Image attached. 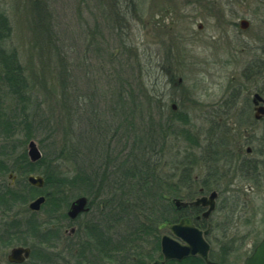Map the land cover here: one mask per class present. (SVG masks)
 Masks as SVG:
<instances>
[{
    "label": "rangeland",
    "instance_id": "374dc122",
    "mask_svg": "<svg viewBox=\"0 0 264 264\" xmlns=\"http://www.w3.org/2000/svg\"><path fill=\"white\" fill-rule=\"evenodd\" d=\"M35 1L0 0V12L10 27L9 39L4 45L7 51H16L31 95L24 108L33 118L32 138L26 141L24 150L27 152L28 142L34 141L45 158L42 168L49 170L57 166L58 173L69 176L80 171L92 174L102 169L107 160L129 149L133 137L129 130L145 131L149 128V121L152 129L155 128L157 142H154L152 161L155 160L163 177L185 165L193 173L203 172L198 160L200 156L204 160L210 159L203 155L208 149L212 152L213 143L209 140L215 139L211 136L208 139V136L220 130L216 125L226 127L227 131H223L227 137L220 130L224 137L222 143L232 145L229 143L232 141V118L203 116L200 112L203 104H210L229 91L232 79L247 64H252L254 57V60L260 58L261 47L264 48V0H132L122 8L119 5L118 25L106 16V0H39L44 2L49 16L44 25L48 23L57 41L56 48L52 40L51 50L54 52L47 54L40 50L43 37L39 35L41 24H37ZM241 21L247 22L246 29L240 28ZM56 49L63 64H53ZM120 87L134 90L133 126L129 124L131 111L127 94L121 95L123 109L119 108L120 103L116 105V91ZM0 104L7 111L15 105L3 97ZM171 105H175V111ZM147 115L150 119L145 118ZM175 115L181 116L175 118ZM120 121L122 125L118 130ZM159 128L166 131L160 135ZM182 129L190 132L191 140L181 136L179 131ZM19 131L17 137L21 139L19 136H23L26 130ZM20 150L21 147L13 152ZM189 155H192L190 163ZM10 160L6 158V163ZM222 161L218 157L216 164L220 168L224 165ZM222 169L217 172L225 170L229 173L228 169ZM32 174L43 176L38 172ZM172 179L175 182V176ZM3 180L16 187L23 182L11 172L3 176ZM159 188L163 189L161 185ZM253 188L249 192L242 189L224 196L223 204L219 200L217 213H227L229 217L225 220L231 222L220 219L226 226L246 231L261 220L264 190ZM98 193L100 201L107 204L106 198L111 194L108 185L102 183V191ZM77 194L55 212L53 221H47L43 204L37 212L28 209V203L44 194L37 193L29 198L26 206L17 207L12 215L28 219L29 212L35 213V219L51 226L54 235L42 238L27 231L23 233L26 228H22L19 230L22 236L11 237L17 242L11 246L7 237H2L0 260L18 245L33 247L39 258L45 259V264H73L83 250L90 247L83 230L95 218L94 213H89L81 216L75 224L68 223L66 214L70 203L78 197H86L83 193ZM171 202L175 206L184 203L179 198ZM223 205L243 207L242 217L230 216ZM113 215L110 209H106L98 220L105 222ZM214 217L218 220L217 214ZM7 219L10 215L0 211V234H5ZM120 225L121 235L133 228L119 222L111 226L117 234ZM60 227L59 236L63 237L56 241L55 233ZM72 227L76 230L73 237L62 235L64 230ZM66 244L69 249L63 250ZM130 246L123 251L128 260L143 251L141 246L143 249L147 247L138 243ZM63 251H67V255L63 254L59 259ZM89 253L94 254L91 250ZM121 255V251L113 253L114 260L109 264H117Z\"/></svg>",
    "mask_w": 264,
    "mask_h": 264
},
{
    "label": "flooded vegetation",
    "instance_id": "af4514ba",
    "mask_svg": "<svg viewBox=\"0 0 264 264\" xmlns=\"http://www.w3.org/2000/svg\"><path fill=\"white\" fill-rule=\"evenodd\" d=\"M260 58L252 59V64H247L240 73L232 79L229 91L221 98L210 104H203L201 114L203 116H225L231 117L230 138L232 145H224L220 132L225 130V126L216 125L220 130L210 133L208 139L213 137L215 140H209L213 143L212 152L208 149L203 157L210 158L204 160L200 156V168L203 172H174L169 176L163 177L156 172L155 187L157 193L168 197V206H158L163 213H166L164 220L150 225L146 233L140 239H132L128 235L117 234L114 229L110 230L109 221L102 222L98 220L106 212L102 205H96L98 199L87 200L85 211L79 213L74 218L68 217V223L75 222L83 215L94 213L95 218L84 227L83 234L87 237L90 247L83 250L79 258L74 260L73 264H109L114 258L113 253H122L117 261L119 264H245L246 260L253 254L255 248L264 239V214L257 225H253L248 230L243 231L239 227L226 226L225 223H231L225 219L229 217L226 213L218 214V202L222 203L224 196L244 190L252 191L254 188L264 190V48L261 47ZM180 81V80H179ZM173 111L175 105H171ZM224 132L227 137L226 132ZM207 137V136H206ZM205 137V138H206ZM222 144L223 146H219ZM218 145V146H217ZM223 147V150H222ZM221 148V150H220ZM201 155V153H200ZM192 157V155H189ZM218 157L222 158L223 167H218L216 162ZM195 158V157H194ZM196 159L194 160V163ZM203 166V167H202ZM222 168L228 169L223 172H217ZM223 170V169H222ZM221 170V171H222ZM232 175V178H228ZM175 176V182L172 179ZM174 178V177H173ZM96 185V183L94 184ZM161 185V188H159ZM98 187V186H97ZM102 191V188H95ZM94 189V190H95ZM264 193V191L262 192ZM180 195V196H179ZM183 196V197H181ZM198 197L199 199H196ZM179 198L184 202L175 206L171 200ZM222 206H220L221 208ZM226 211L233 217H242L240 207L236 205H223ZM166 209V210H165ZM218 215V220L215 219ZM66 216H68L66 214ZM121 217V215H120ZM222 218L224 222L221 221ZM221 219V220H220ZM181 220H187V227L179 229L176 234L169 229L172 225H177ZM220 220V221H219ZM121 224V220H120ZM165 224L164 227H160ZM231 229V230H230ZM61 227L58 233H55L56 241L63 236L60 235ZM75 227L68 231L64 230L62 235L73 237ZM70 234V235H69ZM72 235V236H71ZM178 235H185L186 239ZM118 236V237H117ZM167 237L175 245L187 247L192 245L194 253H188L181 257H166L162 253L161 240ZM115 238H118L115 242ZM62 240V239H61ZM171 242V243H172ZM133 243L147 245L138 255L127 259L123 251ZM18 246V245H17ZM14 246V247H17ZM12 247V248H14ZM30 249L29 257L22 262H9L6 254L0 264H29L33 247L23 246ZM139 247V246H138ZM11 248V249H12ZM69 249L68 244L63 250ZM138 249V248H137ZM93 251L91 255L89 251ZM116 250V251H115ZM67 255V251L59 254ZM129 256V255H128ZM117 263V264H118Z\"/></svg>",
    "mask_w": 264,
    "mask_h": 264
},
{
    "label": "trees",
    "instance_id": "16d2710c",
    "mask_svg": "<svg viewBox=\"0 0 264 264\" xmlns=\"http://www.w3.org/2000/svg\"><path fill=\"white\" fill-rule=\"evenodd\" d=\"M128 2L131 4L133 1L106 0L108 12L106 16L111 19V22L115 23L114 25H118L120 20L119 5L122 8ZM34 9L37 10V24H41L39 35L43 37L39 44L41 45L40 50H45L44 53L46 54L52 53L54 51L51 50L53 49L51 42L54 40V46L57 48V41L55 35L51 34L48 23L44 25V21L46 22V19L49 17L44 2L36 0L34 2ZM9 35L10 27L8 26L7 19L0 12V98L3 97L15 103L13 109L11 108L8 111L7 109L4 110L0 104V141L2 142L0 144V211L10 215V219H7L8 225L6 226L5 234L1 233L0 238L7 237L6 240H9L11 246L17 243L12 238L22 236V232L20 233L19 231L22 228H26L23 233L27 231L30 235H39L42 238H46L47 235H54L52 229H50L51 226H47L46 222L41 223V226L37 221L38 219H35L37 217L35 213L29 212L28 219L12 215L16 212L17 207L26 206L29 198L37 193L44 194L45 196L43 210H45L47 215V221H53L55 219L53 218L55 212L60 207L66 206L74 194L83 193L89 201V205L91 204L90 199H98L96 205H103L104 208L110 209L114 213L112 218L108 220L110 230L112 229V225L118 224L121 220L123 225L125 224L131 228L133 226L126 235L130 238L132 237V239L142 238L150 225L165 219L166 213L164 214L159 207H167L169 203V198L161 195L159 192L157 193L155 187V175L158 165L155 163V160L152 161V157L155 152L154 142H157L154 139L155 128H153L154 130L152 129V122L149 121V128L145 131L141 129L129 130L133 135L130 139L131 145L129 149L125 150L123 154L119 152L118 156L116 155L112 160H107V165L103 163L104 167L101 166L102 169H97L92 174L79 170L80 172L74 176L64 175L58 173L57 166H53L47 170L42 168L45 164L44 157H41L37 162H30L24 150V144L32 138L30 130L32 129L31 123L33 118L26 112L24 107L31 95L29 94L27 81L21 64L18 61L16 51H7L4 45V41L9 39ZM35 42L37 43L36 40ZM55 52L56 57L53 58V64H63L61 63L63 58H61V55L59 56L57 49ZM62 57L64 56L62 55ZM64 77L62 78L63 83L65 81ZM133 91L132 88L127 91L121 89V87L116 91V105L118 106L120 103V109L124 107L121 95L127 94V97L130 98L128 102L130 103L131 118L129 119L131 120L129 124L131 126L135 124L133 121L134 115L132 114L134 113V108H136ZM171 115L173 116V113ZM179 116L181 115L175 118ZM146 117L148 118L149 115ZM145 123L148 124L147 122ZM121 125L122 122L120 121L118 130L121 129ZM20 129H25L26 133L23 136H19L21 139H18L17 135ZM159 129L160 135L166 131L161 128ZM139 133L141 136H138ZM179 133H181V136L184 135L183 137L187 140H191L192 138L189 131L182 129ZM19 147H21V150L18 153L13 152L17 151ZM6 158H11L9 163H6ZM190 161H192L191 156L188 157V162L190 163ZM9 172L14 173L18 178L23 180L18 187L16 185H8L3 180V176ZM35 172L42 174L44 178V186L40 190L33 188L24 181L27 175ZM177 172L187 173L189 170L185 165L179 171L177 170ZM98 176L101 177L98 178ZM95 183L97 184L94 185ZM102 183L107 184L108 188L111 189V194L106 198L107 204H103L100 201L99 190L95 189L102 188ZM39 257L33 249L31 262L33 260L34 262L32 264H45V259L42 260Z\"/></svg>",
    "mask_w": 264,
    "mask_h": 264
},
{
    "label": "water",
    "instance_id": "95a60500",
    "mask_svg": "<svg viewBox=\"0 0 264 264\" xmlns=\"http://www.w3.org/2000/svg\"><path fill=\"white\" fill-rule=\"evenodd\" d=\"M241 29H246L247 22L241 21L239 23ZM26 155L30 162H37L41 159L42 155L38 150L34 141L30 140L27 144V152ZM27 183L30 186H35L38 189H41L44 186V178L40 175H28L26 178ZM45 197L39 196L35 200L28 203V209L33 212H37L40 209V206L44 204ZM87 204V200L85 197H78L74 201H72L69 205L67 215L69 218H74L79 213L85 211V207ZM187 220H181L179 224L172 225L169 227L175 234L179 229H183L187 227ZM165 224H162L160 227H164ZM184 230V229H183ZM182 237V239H186L185 235H178ZM172 241H170L167 237H163L161 240V248L162 253L166 257H181L182 255H186L188 253H194L192 249V245L188 244L187 247H181L175 245ZM30 254V249L27 247H14L9 251V255L7 257L9 262H22L27 259ZM245 264H264V239L259 243V245L255 248L253 254L246 260Z\"/></svg>",
    "mask_w": 264,
    "mask_h": 264
}]
</instances>
